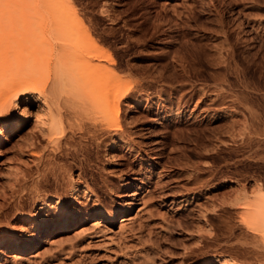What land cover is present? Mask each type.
<instances>
[{"label":"rangeland","instance_id":"obj_1","mask_svg":"<svg viewBox=\"0 0 264 264\" xmlns=\"http://www.w3.org/2000/svg\"><path fill=\"white\" fill-rule=\"evenodd\" d=\"M70 2L128 85L121 137L111 129L93 135L74 128L66 131L69 145L57 149L34 120H44L41 100L27 105L24 126L2 133L0 237H14L18 245L27 239L31 248L9 260L7 239L0 264H264V209L253 207L264 195V0L229 6L231 27H247L239 63L253 65L243 79L194 67L188 58L193 41L177 55L179 36L170 34L177 14L193 8L190 38L216 30L217 10H207L209 0ZM179 57L188 62L185 71ZM221 77L226 83L216 81ZM68 93L59 103L70 122L81 107ZM217 93L239 98L219 104ZM20 97L8 118L18 115ZM42 199L51 204L46 212L39 211ZM59 199L73 218L69 228L43 234L28 225L45 216L58 227L64 217L55 208Z\"/></svg>","mask_w":264,"mask_h":264},{"label":"bare ground","instance_id":"obj_2","mask_svg":"<svg viewBox=\"0 0 264 264\" xmlns=\"http://www.w3.org/2000/svg\"><path fill=\"white\" fill-rule=\"evenodd\" d=\"M241 1L243 0H209L208 4L205 3L207 4L206 7L208 6L207 10H210L209 7L217 10V20L214 25L216 30L212 32V35L196 34V37L190 38V28L188 29L190 26H187V24L194 22L193 8L190 7L177 14L178 23L174 24V32L170 33L179 36L178 45H176L177 55L179 51L187 50L190 41H193L192 46L190 45L192 49L190 48L188 58L194 67H217L224 71V74L230 72L238 79L245 78L251 72L252 67L250 65H253V63L249 65V62L248 65H243L242 62L239 63L242 53L240 52V38L247 33L245 30L247 27L238 24L235 28H232L230 21L227 20V14L231 9L229 6L232 8L237 7L241 4ZM155 30L160 32L158 27ZM178 61L184 62V65L179 62L183 71L189 67L185 65V63L188 64L185 57H179ZM113 64L114 60L111 55L99 47L89 30L79 19V13L70 0H0V143L3 142V132H6V134L15 133L17 128L24 126L25 114L22 115V113L27 105H31L36 100H41L40 102L45 107L41 109L44 120L35 117V112L32 117H35L34 120L42 127V130L39 128V133L46 137L48 145L56 146V148H60L61 145H69L68 139L72 136L66 138L68 135L66 131L72 133L74 128L80 131L85 130V133L93 135L106 129H111L118 134L121 131L120 104L121 100L129 97L127 95L129 88L128 85L125 86L124 81L122 82L125 84H121L119 75L113 73ZM230 73L229 76H231ZM220 80L223 84L226 83L223 77L218 78L216 81ZM39 82L43 84L41 88L37 86ZM229 86L232 87V85ZM64 92L71 94L73 101L78 103H74L76 107L83 108V110L81 108V110H77L78 117L75 114L73 117H76V119H72V122L68 120L72 118L73 113L69 115L71 118H64L68 119L66 121L62 118L60 112L59 98L63 97L61 95ZM202 95L206 96L204 92ZM19 96L22 97H20L21 104L18 107V115L14 118H8L10 109L19 99ZM236 97L217 93L215 100L219 104H224L228 101H236L239 98ZM133 102L139 103L138 99L133 100ZM71 103L70 101L67 105L72 106ZM78 111L81 112L80 116L83 119L87 118L91 122L85 124L80 119ZM83 112L89 118H84L82 116ZM118 135L121 137V134ZM36 138V135H31V139L36 141ZM127 184L125 181L124 185ZM260 187L258 186L256 189ZM50 206L51 204L42 199L39 211L46 212L47 209L51 208ZM253 207L256 211L262 207L264 209V195L258 194L256 196ZM55 208L58 212L59 210L63 212L64 215L63 222H60V225L57 223L59 226H56L58 227L50 224L45 216L30 220L28 225L33 229H38V226L41 227L43 234H50V232L56 230L64 232L70 227V221L73 218L72 220L68 218L70 213L67 212V206L61 199L57 200ZM127 212L128 210L124 211V213ZM100 217L102 218L104 215L102 214ZM121 217V222L129 220V217ZM124 226L122 224L120 229L124 230ZM7 239L10 240L11 246H5L6 248L2 250L8 251L7 257L9 260L18 261V258L20 259L19 255L31 248V242L28 243L27 239H21L22 242L19 246L18 239L14 237H0V246L6 244L4 241L6 242Z\"/></svg>","mask_w":264,"mask_h":264}]
</instances>
